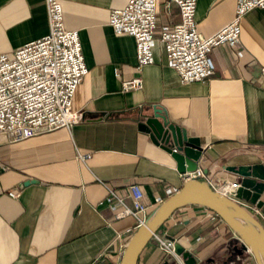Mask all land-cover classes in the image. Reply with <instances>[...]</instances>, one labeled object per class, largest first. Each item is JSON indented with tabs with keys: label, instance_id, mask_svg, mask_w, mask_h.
<instances>
[{
	"label": "crops",
	"instance_id": "obj_1",
	"mask_svg": "<svg viewBox=\"0 0 264 264\" xmlns=\"http://www.w3.org/2000/svg\"><path fill=\"white\" fill-rule=\"evenodd\" d=\"M126 1L61 0L64 23L78 29L88 65L72 99L83 118L20 140H0V264L119 261L136 216L118 215L122 205L108 197L106 184L132 206L127 195L132 182L142 188V200L153 203L184 181L175 159L137 126L140 113L153 107L165 109L188 135L199 137L204 150L198 166L214 186L238 178L226 165L264 162V7L241 17L240 41L211 49V75L183 82L167 64L159 38L180 19L176 3L158 4L154 61L138 66L134 36L109 24L112 7ZM235 4L197 0L199 32L208 35L229 22ZM48 27L45 0H0V51L11 53ZM133 77H140L142 86L124 89L123 80ZM236 198L251 211L258 207L264 226V191L255 203ZM156 230L137 264H160L166 252L158 238L164 236L184 245L196 264H257L207 205L179 206Z\"/></svg>",
	"mask_w": 264,
	"mask_h": 264
},
{
	"label": "built area",
	"instance_id": "obj_2",
	"mask_svg": "<svg viewBox=\"0 0 264 264\" xmlns=\"http://www.w3.org/2000/svg\"><path fill=\"white\" fill-rule=\"evenodd\" d=\"M45 1L49 30L39 38L16 47L11 53L0 51V140H20L43 130L70 126L83 118L72 101L78 84L88 71L79 32L77 28L66 27L61 0ZM160 1L127 0L123 6H114L109 12V24L117 33L128 32L134 36L138 66L154 61V33ZM168 1L176 3L180 19L171 27L163 28L159 38L164 42L167 64L178 71L183 82L202 80L211 75L215 69L209 53L211 49L222 42L234 45L240 41L241 17L253 7H264V0H236L233 18L215 32L203 35L198 30L195 17L197 0ZM141 84L140 77L122 82L126 90L141 87ZM79 156L86 158L88 152H79ZM182 174L184 180L192 177L205 180L206 170L197 166ZM239 185L238 178H224L216 187L234 196ZM127 187L132 206L115 188L106 184L108 197L122 205L118 215L136 216V225L146 219L152 205L156 206L179 189L178 186L168 187L165 196H156L155 202L146 203L137 182ZM8 191L13 196L18 194L15 189ZM252 212L256 216L262 213L258 207H254ZM158 244L166 253H174V239L159 237Z\"/></svg>",
	"mask_w": 264,
	"mask_h": 264
},
{
	"label": "water",
	"instance_id": "obj_3",
	"mask_svg": "<svg viewBox=\"0 0 264 264\" xmlns=\"http://www.w3.org/2000/svg\"><path fill=\"white\" fill-rule=\"evenodd\" d=\"M137 126L150 139L161 145L175 159L178 171H190L198 166L204 148L196 135H188L185 127L171 121L165 109L153 107L141 112ZM240 181L234 196L210 184L206 179L192 177L181 187L167 195L150 210L146 219L131 234L116 264H137L140 252L157 231L156 229L184 204L199 203L209 206L240 237L243 249H249L257 264H264V226L260 219L238 198L255 203L264 191V162L226 165ZM174 253L167 252L160 264H196L197 260L184 245L174 242Z\"/></svg>",
	"mask_w": 264,
	"mask_h": 264
}]
</instances>
